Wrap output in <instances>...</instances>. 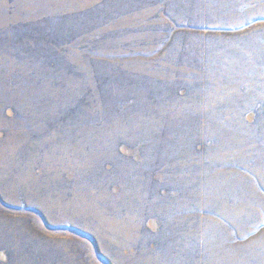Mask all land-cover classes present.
<instances>
[{
  "label": "rangeland",
  "instance_id": "374dc122",
  "mask_svg": "<svg viewBox=\"0 0 264 264\" xmlns=\"http://www.w3.org/2000/svg\"><path fill=\"white\" fill-rule=\"evenodd\" d=\"M0 264H264V0H0Z\"/></svg>",
  "mask_w": 264,
  "mask_h": 264
}]
</instances>
